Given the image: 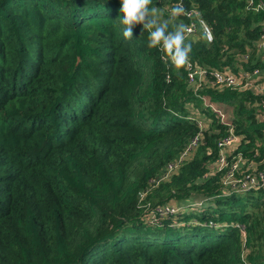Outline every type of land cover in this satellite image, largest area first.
<instances>
[{
  "label": "trees",
  "instance_id": "trees-1",
  "mask_svg": "<svg viewBox=\"0 0 264 264\" xmlns=\"http://www.w3.org/2000/svg\"><path fill=\"white\" fill-rule=\"evenodd\" d=\"M133 1L0 0V264H264V193L223 194L220 173L206 176L226 126L201 98L232 109L240 151L259 162V97L194 93L182 58H161L160 38H177L179 25L144 22ZM180 1L196 6L213 37L184 42V57L264 68V7ZM191 108L209 120L202 143L169 181L149 185L198 131ZM146 189L151 204L203 203L148 224Z\"/></svg>",
  "mask_w": 264,
  "mask_h": 264
},
{
  "label": "built area",
  "instance_id": "built-area-1",
  "mask_svg": "<svg viewBox=\"0 0 264 264\" xmlns=\"http://www.w3.org/2000/svg\"><path fill=\"white\" fill-rule=\"evenodd\" d=\"M157 1L161 3L168 14L183 15L186 19L179 26L181 31L178 33L177 38H172L169 33H164L160 38L159 48L164 50L161 56L162 60L178 65L182 58L187 84L194 93L205 88L222 89L229 87L238 91L250 90L255 96L259 97L255 103L257 107L256 117L259 121H264V68L256 67L247 70L239 66L238 71H234L230 67L222 69L208 68L184 57L181 51L182 44L186 41H195L201 36L207 42H211L213 39L211 29L201 18L196 6L192 5L186 9L180 0ZM132 4L140 15L145 11L146 5L142 0H134ZM263 7V0H248L246 4L247 9L255 11ZM148 28L154 37H159L157 29L150 26ZM256 46L259 54L264 56V32L257 40ZM247 57V55H244L243 60L246 61ZM201 98L204 106L215 113L220 123L226 126V134L217 140V155L215 160L209 163L206 176L220 173L223 194H231L232 192L247 193L259 190L264 193V156L259 162L245 156L239 149L243 137L235 132L234 124L228 120L221 106L210 102L205 96ZM189 119L195 122L198 131L188 140L174 159L164 164L160 173L149 181V185L155 186L160 182L169 181L173 175L178 173L180 167L193 157L198 146L202 143L203 131L208 127L207 122L209 120L194 109H192ZM258 154V149H255L253 156H258ZM147 192L148 189L139 193V207L143 210V220L148 224H159L163 219L177 218L178 215L197 209L203 203L201 199H195L180 203L169 200L151 204L148 201L144 202ZM241 232L244 238L243 227Z\"/></svg>",
  "mask_w": 264,
  "mask_h": 264
},
{
  "label": "rangeland",
  "instance_id": "rangeland-1",
  "mask_svg": "<svg viewBox=\"0 0 264 264\" xmlns=\"http://www.w3.org/2000/svg\"><path fill=\"white\" fill-rule=\"evenodd\" d=\"M142 20L146 23H148L149 20L152 21V24L156 26L157 28H161L163 24L169 20H172L173 18L171 17L172 14H168L163 6H153L151 10H148L147 7H145V11L140 15ZM174 17V15H173ZM223 111L225 112L228 120L231 121L232 119V109L230 107H221ZM225 116V117H226ZM173 202H177L175 199H171ZM199 208V207H198Z\"/></svg>",
  "mask_w": 264,
  "mask_h": 264
},
{
  "label": "crops",
  "instance_id": "crops-1",
  "mask_svg": "<svg viewBox=\"0 0 264 264\" xmlns=\"http://www.w3.org/2000/svg\"><path fill=\"white\" fill-rule=\"evenodd\" d=\"M182 19H180V18H177V19H172V20H169L168 19V21H166L164 24H163V26H165L166 24H170V25H174V23H177L179 26H180V24L182 23ZM162 26V27H163ZM178 33H180V31H181V28H179L178 30Z\"/></svg>",
  "mask_w": 264,
  "mask_h": 264
},
{
  "label": "water",
  "instance_id": "water-1",
  "mask_svg": "<svg viewBox=\"0 0 264 264\" xmlns=\"http://www.w3.org/2000/svg\"><path fill=\"white\" fill-rule=\"evenodd\" d=\"M263 2H264V0H263Z\"/></svg>",
  "mask_w": 264,
  "mask_h": 264
}]
</instances>
